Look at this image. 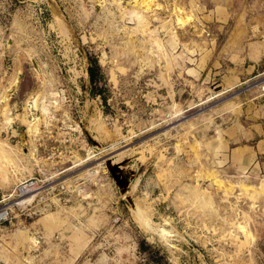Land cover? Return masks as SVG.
Returning <instances> with one entry per match:
<instances>
[{"label": "rangeland", "instance_id": "obj_1", "mask_svg": "<svg viewBox=\"0 0 264 264\" xmlns=\"http://www.w3.org/2000/svg\"><path fill=\"white\" fill-rule=\"evenodd\" d=\"M133 4L0 0V264H264V0Z\"/></svg>", "mask_w": 264, "mask_h": 264}, {"label": "bare ground", "instance_id": "obj_2", "mask_svg": "<svg viewBox=\"0 0 264 264\" xmlns=\"http://www.w3.org/2000/svg\"><path fill=\"white\" fill-rule=\"evenodd\" d=\"M132 1V3H134L133 5H135V4H137L136 5V9H137V6L139 7L138 9L142 12V13H144V12H149V11H151V10H153V8L151 9L150 8V5L152 4V2H157V0H141V1H143V2H141V3H139V1L140 0H131ZM116 3H118V2H116ZM145 3V4H144ZM144 4V5H143ZM155 6V5H154ZM158 6V5H157ZM156 6V7H157ZM135 9V10H136ZM174 10H176V9H174ZM176 14H179V13H177V10H176V12H175ZM174 13V14H175ZM140 14V13H139ZM139 14H138V16H139ZM145 14H147V13H145ZM175 14V15H176ZM136 15H137V13H136ZM150 15V14H149ZM149 15H148V17H149ZM152 15H153V13H152ZM174 15V16H175ZM180 15V14H179ZM141 16V15H140ZM151 17V16H150ZM154 17V19H159L157 16H153ZM176 17V16H175ZM138 19V18H137ZM139 19H140V17H139ZM142 19V18H141ZM174 19V18H173ZM179 19V17L177 16V19H175L176 21ZM180 19H182V18H180ZM144 20V19H143ZM142 21V20H141ZM180 21H182V20H180ZM140 22V21H139ZM143 22V21H142ZM142 22H141V24H142ZM146 22V21H145ZM143 23L144 24V26H145V24L147 23ZM184 22V21H183ZM183 22L181 23V24H183ZM164 23H168V25H170L169 24V21L167 20L166 22H164ZM179 23V25H180V22L179 21H177V23L176 24H178ZM160 25V24H159ZM162 25H163V23H162ZM143 26V27H144ZM187 26V25H186ZM163 27V26H162ZM139 28H142V27H139ZM146 29H147V27L144 29L145 31H146ZM144 30H142L143 32H144ZM169 30V29H168ZM168 32V31H167ZM170 32L171 31H169V34H170ZM173 33V32H172ZM185 34V33H184ZM175 39V38H174ZM157 40V39H156ZM160 41V40H159ZM139 42V41H138ZM149 42V41H148ZM157 43H159L158 41H157ZM141 46V45H140ZM157 47H160V44H159V46L158 45H156ZM142 48V47H141ZM161 49V48H160ZM163 50V49H162ZM164 51V50H163ZM262 90L264 89V84L262 85ZM177 104H175L174 106H176ZM173 106V107H174ZM172 107V108H173ZM179 108V107H178ZM175 109H176V111H175ZM173 110V109H172ZM180 111V110H179ZM173 112H177V108H175L174 107V111ZM177 115H179V113H176V114H174L173 113V116L174 117H176ZM50 118V117H49ZM1 144V143H0ZM10 149V148H9ZM92 172H94L95 173V170L94 171H92ZM93 173V174H94ZM92 175V174H91ZM31 185H29V187H30ZM26 187H28V185L27 186H22V187H20V189H21V192L22 191H24V190H26ZM33 189H31V191H32ZM78 190V189H77ZM29 191H30V189L28 190V192H26V193H29ZM35 191V190H34ZM24 194V193H23ZM34 195H35V192H31V193H29V194H26V195H22V196H20L19 197V199L18 200H16V202H15V204L16 205H19V206H23V205H25L26 203H28L29 204V202L32 200V198L34 197ZM81 196V195H80ZM5 209H3V210H0V214H2V213H4L3 211H4ZM147 219V218H146ZM163 226V225H162ZM161 227V226H160ZM165 228V227H164ZM166 229V228H165ZM160 230H162V229H160ZM168 230V229H167ZM160 232H162V231H160ZM166 233H168V231L166 232ZM163 234H165V232L163 231ZM169 234V233H168ZM167 235V234H166Z\"/></svg>", "mask_w": 264, "mask_h": 264}, {"label": "crops", "instance_id": "obj_3", "mask_svg": "<svg viewBox=\"0 0 264 264\" xmlns=\"http://www.w3.org/2000/svg\"><path fill=\"white\" fill-rule=\"evenodd\" d=\"M262 45H263V44H262ZM258 52H259V55L264 54V47L261 46V48H259ZM239 148H240L239 151H240V150H243L245 153H247V152L251 149V147H250L249 144H242ZM252 150H253V152L256 154V149H253V148H252ZM237 152H238V151H237ZM244 157H246L245 154L241 155V158H242V159H243Z\"/></svg>", "mask_w": 264, "mask_h": 264}, {"label": "built area", "instance_id": "obj_4", "mask_svg": "<svg viewBox=\"0 0 264 264\" xmlns=\"http://www.w3.org/2000/svg\"><path fill=\"white\" fill-rule=\"evenodd\" d=\"M51 154H52V156H53L54 153H51ZM48 157H49V156H48ZM30 183H32V182H30ZM17 191H18V192L21 191L20 187L17 188Z\"/></svg>", "mask_w": 264, "mask_h": 264}]
</instances>
